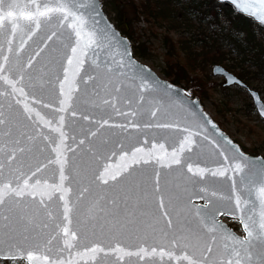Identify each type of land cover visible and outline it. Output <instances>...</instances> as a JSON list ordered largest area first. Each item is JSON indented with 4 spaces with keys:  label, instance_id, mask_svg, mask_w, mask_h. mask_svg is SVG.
I'll return each mask as SVG.
<instances>
[{
    "label": "snow or ice",
    "instance_id": "1",
    "mask_svg": "<svg viewBox=\"0 0 264 264\" xmlns=\"http://www.w3.org/2000/svg\"><path fill=\"white\" fill-rule=\"evenodd\" d=\"M231 2L264 24V0ZM100 15L0 0V264H264V160L184 122ZM237 212L239 235L217 219Z\"/></svg>",
    "mask_w": 264,
    "mask_h": 264
},
{
    "label": "trees",
    "instance_id": "2",
    "mask_svg": "<svg viewBox=\"0 0 264 264\" xmlns=\"http://www.w3.org/2000/svg\"><path fill=\"white\" fill-rule=\"evenodd\" d=\"M126 1L134 6V19L143 15L149 24L161 23V20L169 19L170 16L173 23H189L188 20L196 22V32L192 36L194 47V44H188V39H173L168 33L163 34V41H168L163 71L171 82L183 83L187 91L193 92L190 84L192 78H198L206 84L204 79L209 78L206 71L208 63L223 64L248 84L251 82L249 76L253 80L264 79V29L249 17L234 12L230 5L216 0L179 1L180 5L173 7H170L169 3H172L168 0ZM178 11L181 13L178 14ZM116 19L122 24L119 14ZM127 26V23H123L122 27L117 25L123 34L132 39ZM258 30L262 33L261 40L256 39ZM132 48L134 55L152 56L143 42L133 43ZM224 54H233L235 60L227 61ZM244 64L246 67H242Z\"/></svg>",
    "mask_w": 264,
    "mask_h": 264
},
{
    "label": "rangeland",
    "instance_id": "3",
    "mask_svg": "<svg viewBox=\"0 0 264 264\" xmlns=\"http://www.w3.org/2000/svg\"><path fill=\"white\" fill-rule=\"evenodd\" d=\"M101 6L109 19L117 26L122 27L123 23H127V31L131 33L132 39L126 34L130 43L133 45L137 41L143 42L147 49L152 53V56H139L136 58L148 65L160 77L167 78L163 69L166 63V52L168 41H163V34L168 33L173 39L185 38L188 39V44L193 45L192 36L196 32L194 20H188L190 23L181 24L178 21L163 19L157 24H149V22L140 15L138 19H134V6L126 0H100ZM137 1V0H134ZM170 7L180 5V2L186 3L189 0H168ZM180 1V2H179ZM181 11H178L180 14ZM119 14L122 24L117 22L116 15ZM175 25V26H172ZM254 26V23H253ZM256 28V27H255ZM261 31H257L256 39L261 40ZM130 36V35H129ZM138 39V40H137ZM137 40V41H136ZM195 44L193 45V47ZM227 61H234V55L224 54ZM206 71L209 75L206 84L198 78H192V91H188L191 95H197L204 107V109L220 123L221 127L236 140L244 150L264 156V120L261 119L251 102L248 93L237 85L223 86L222 78L211 73V66L208 63ZM242 67H246L244 64ZM239 66V68H242ZM252 69V67H251ZM200 74V73H199ZM195 75H193L194 77ZM249 85L260 91L261 97L264 100V79H252L251 76ZM168 79V78H167ZM169 80V79H168ZM244 80V79H243ZM183 86V83H176ZM230 227L241 233L239 223L236 219L230 217H222Z\"/></svg>",
    "mask_w": 264,
    "mask_h": 264
},
{
    "label": "water",
    "instance_id": "4",
    "mask_svg": "<svg viewBox=\"0 0 264 264\" xmlns=\"http://www.w3.org/2000/svg\"><path fill=\"white\" fill-rule=\"evenodd\" d=\"M218 1V0H217ZM221 3H227L230 4L235 12L244 14L248 17H250L252 20H254L256 23L260 24L264 28V24H262L258 17H253L248 13H244L241 10L237 9L236 6L231 2V0H219ZM238 3L240 4H248L250 6H255L258 4V0H238ZM95 4L97 6V9L100 11L101 15L99 19L101 20V27H105L106 25L109 26L116 34V38L118 41H120L118 44H115V47L118 51L123 52L124 49L126 48L131 54H132V62L135 65V70L143 69L145 72H148L151 74L152 77L156 78L159 80L162 84H169L172 86L173 92L174 93H180L181 95L177 97V99L181 100L183 105L185 106L184 109L180 108H174L173 111L180 112L184 117L185 121L184 122H190L191 121V113L195 112L200 119L198 120V123L203 125V129L206 130L205 134L209 136L211 140H215L217 143H219L222 147H226V138L228 141H231L233 145H235L237 148H239L240 151H242L246 157L256 160V161H261L264 160V157L261 154H252L248 153L244 150L241 149L240 145L234 141L231 136L223 130L219 124L217 123L216 120L212 118V116L204 109L199 97L197 95L192 96L190 93H188L183 86L173 83L167 78L160 77L153 69H151L148 65L140 62L132 53V46L130 43V40L127 36L123 35L119 29L115 26V24L109 19L103 8L101 7V2L100 0H95ZM101 58L103 59V54H101ZM87 67V65H86ZM211 73L213 75L221 76L223 77L224 81L222 82L223 85H231V84H238L241 87H244L250 98L251 102L253 103L254 109L256 113L264 119V101L261 98L259 92L257 89L250 87L244 80H242L239 76H237L235 73L224 67L220 63H214L211 66ZM185 109H188V111H185ZM205 120H207L209 123H205ZM118 122V120H117ZM214 126V127H213ZM141 140L145 139L143 135H141ZM149 139L151 138V133H149ZM160 142H163L161 140ZM201 143L204 145L205 150L207 151H214V146L211 143L204 142L203 139L201 138ZM170 150V149H169ZM110 162L112 163H118L119 158L116 157L112 159ZM170 183H174L176 180L175 176H170L169 178ZM209 181H211L213 178L209 177ZM208 187H211V183L207 185ZM219 186V185H218ZM227 190H228V185L224 184L222 186V191L224 195H227ZM191 191V190H190ZM198 191V190H197ZM201 195H210V193L207 194H201ZM219 195V193H218ZM217 199V198H213ZM192 202L195 203L196 205L199 206H207L211 207V205L208 203L207 199L201 198L200 196H197L193 194V199ZM221 207L224 212H228L231 208V204H222L218 205ZM228 217L236 218L239 221V212L235 216L232 215H227L223 214ZM221 214H218L217 219L224 223L227 226V229L229 231H232L239 235L232 227H230L221 217ZM241 227V226H240Z\"/></svg>",
    "mask_w": 264,
    "mask_h": 264
},
{
    "label": "flooded vegetation",
    "instance_id": "5",
    "mask_svg": "<svg viewBox=\"0 0 264 264\" xmlns=\"http://www.w3.org/2000/svg\"><path fill=\"white\" fill-rule=\"evenodd\" d=\"M245 89V88H244ZM246 90V89H245ZM258 90V89H257ZM246 92H247V90H246ZM258 92H259V94H260V91L258 90ZM261 95V94H260Z\"/></svg>",
    "mask_w": 264,
    "mask_h": 264
}]
</instances>
